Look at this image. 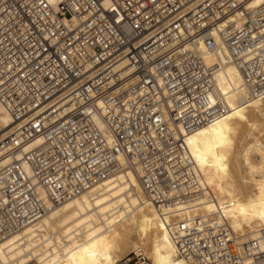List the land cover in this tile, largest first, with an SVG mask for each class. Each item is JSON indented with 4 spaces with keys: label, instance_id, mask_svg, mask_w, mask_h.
<instances>
[{
    "label": "built area",
    "instance_id": "obj_1",
    "mask_svg": "<svg viewBox=\"0 0 264 264\" xmlns=\"http://www.w3.org/2000/svg\"><path fill=\"white\" fill-rule=\"evenodd\" d=\"M255 1L0 0V104L15 124L0 146V235L48 210L25 165L55 205L128 172L158 212L193 196L187 140L230 113L217 73L235 66L264 100ZM170 230L187 264H264V232L240 242L215 219ZM148 262L139 250L120 264Z\"/></svg>",
    "mask_w": 264,
    "mask_h": 264
},
{
    "label": "bare ground",
    "instance_id": "obj_2",
    "mask_svg": "<svg viewBox=\"0 0 264 264\" xmlns=\"http://www.w3.org/2000/svg\"><path fill=\"white\" fill-rule=\"evenodd\" d=\"M215 82L230 113L187 140L198 181L193 196L158 212L137 176L128 172L55 205L25 165L48 210L0 235V264H120L130 251L139 250L148 257L146 264H187L178 255L170 227L194 219H215L240 242L258 240L264 232V100L251 98L233 65L218 72ZM14 126L0 104V146ZM20 158L7 157L1 167Z\"/></svg>",
    "mask_w": 264,
    "mask_h": 264
},
{
    "label": "rangeland",
    "instance_id": "obj_3",
    "mask_svg": "<svg viewBox=\"0 0 264 264\" xmlns=\"http://www.w3.org/2000/svg\"><path fill=\"white\" fill-rule=\"evenodd\" d=\"M135 240H136V239H135ZM136 241H137V240H136ZM132 252H133V251H130V252L128 253V255H127L128 257H126L124 260L128 259L129 256H130V258H131V254H132ZM32 264H35V262H33Z\"/></svg>",
    "mask_w": 264,
    "mask_h": 264
}]
</instances>
